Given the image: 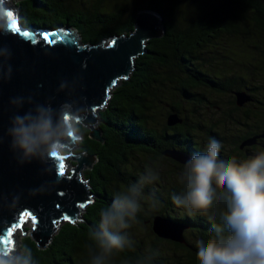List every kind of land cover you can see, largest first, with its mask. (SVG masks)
<instances>
[{
  "label": "trees",
  "instance_id": "obj_1",
  "mask_svg": "<svg viewBox=\"0 0 264 264\" xmlns=\"http://www.w3.org/2000/svg\"><path fill=\"white\" fill-rule=\"evenodd\" d=\"M162 1L163 5L155 0H89L86 4L75 0H19L16 3L23 25L47 30L67 28L84 45L129 33L141 8L158 11L165 27L161 37L147 41L148 52L134 59L129 77L115 84L106 106L97 112L100 120L97 126L104 141L90 138L86 127L73 124L82 137L77 151H86L97 158L90 169L83 171L94 200L81 208L78 218L60 223L49 239L50 244L48 241L42 246L31 234L22 236L20 244L32 249L36 264H89L86 246L90 243V232L99 221V211L111 205L116 193L122 190L120 183H129L130 178L137 180L126 166L132 154H152L166 159L162 151L176 149L192 157L203 151L210 139L224 140L210 126L194 123L185 113L184 103L208 107V96L200 90L232 94L230 103L238 115L234 125L243 129L233 140L238 153L242 140L264 132V85L250 79L261 71L264 75V0ZM231 40L237 42V50L230 48ZM237 90H245L252 99L237 106L233 95ZM171 112L178 114L181 121L169 126L165 120ZM158 118L161 123L157 122ZM201 131L207 141L197 137L196 132ZM259 142H264L262 137L252 148L261 150ZM168 161L183 169L181 164ZM182 189L183 186H171L165 196L157 191L151 193L158 199L160 208L145 216L137 213L136 221L147 226L153 237L146 252H140L139 245L134 244V250L131 245L115 255L126 264L145 260L147 264H162L166 258L160 255L158 245L165 243L183 251L177 264H200L197 242L214 236L216 229H223L224 225L211 214L189 215L186 210L174 209L171 197L179 195ZM154 215L184 224L185 243L156 236L151 229Z\"/></svg>",
  "mask_w": 264,
  "mask_h": 264
},
{
  "label": "water",
  "instance_id": "obj_2",
  "mask_svg": "<svg viewBox=\"0 0 264 264\" xmlns=\"http://www.w3.org/2000/svg\"><path fill=\"white\" fill-rule=\"evenodd\" d=\"M8 11L0 6L4 21V30H0V246L6 247L7 240L13 242L12 232L22 225L24 213H29L33 224L31 236L42 245L61 222L75 220L81 208L94 200L83 170L90 169L97 158L83 150L74 151V144L46 162L22 161V153L11 147L13 117L35 115L38 106H45L55 123L61 107L67 105L74 117L85 118L82 126L89 130L90 138L103 142L97 112L105 106L115 84L129 77L134 59L148 52L147 41L161 37L165 27L158 11L141 8L129 33L84 45L67 28L25 26L19 16L7 17ZM233 95L239 107L252 99L245 90ZM165 121L171 126L181 118L171 112ZM73 127L68 124V136ZM259 137L264 138V132L242 140L239 147L254 144ZM162 154L183 165L191 158L176 149L163 150ZM67 155L74 163L68 173L63 169L61 174L60 164L64 165ZM40 186V193L30 194V189ZM16 195L18 202L13 201ZM185 228L170 217H152L151 229L160 238L185 243Z\"/></svg>",
  "mask_w": 264,
  "mask_h": 264
},
{
  "label": "clouds",
  "instance_id": "obj_3",
  "mask_svg": "<svg viewBox=\"0 0 264 264\" xmlns=\"http://www.w3.org/2000/svg\"><path fill=\"white\" fill-rule=\"evenodd\" d=\"M0 30L4 21L0 19ZM85 118L74 117L69 106L61 107L56 122L49 110L38 106L36 114L26 113L12 119L9 129L11 147L22 153V161H47L55 154L70 150L79 143V129L73 127L68 136V124L84 125ZM222 144L210 139L205 149L194 154L183 166L179 182L183 189L171 197L176 207L189 215H208L214 211L217 199L224 202L219 218L224 225L207 240L197 242L196 256L200 264H264V150L238 160L235 156L220 159ZM159 179L152 168L146 169L135 184L118 191L111 205L99 211V221L89 235V264H112L115 254L130 247L128 229L141 210L142 189ZM43 186L30 189L31 195ZM19 200V195L13 201ZM51 241H49V244ZM0 264H36L32 249L27 245L0 246ZM140 264H147L141 261Z\"/></svg>",
  "mask_w": 264,
  "mask_h": 264
},
{
  "label": "rangeland",
  "instance_id": "obj_4",
  "mask_svg": "<svg viewBox=\"0 0 264 264\" xmlns=\"http://www.w3.org/2000/svg\"><path fill=\"white\" fill-rule=\"evenodd\" d=\"M17 1L19 0H4L3 5L4 7L8 8L13 15L18 16V7H17ZM78 4H83L82 1H84L86 4L89 0H75ZM145 1V0H143ZM158 2L159 5H163L162 0H155ZM208 1V0H203ZM81 2V3H80ZM235 41V40H233ZM230 41L231 45L230 48H237L236 44L237 42ZM256 74V73H255ZM264 76L262 71L258 72V75L250 77V79L254 80V83L256 84H263V80L260 81V78ZM119 83V81H118ZM202 93L208 96L209 104H207L208 107L204 106H198V105H191L189 103H184L185 113L190 116L191 119H193L194 123L199 121L202 124H205V126H210L212 130H215L217 132V135L221 138H224V140L216 139L222 144V147L220 149V159H227L230 157L235 156L238 160L244 159L241 153H238V151L234 148L233 140L235 137H237L239 134L243 133V129L240 128L238 125H234L236 122L234 121L235 118L238 117V115L233 111L230 100L232 99L231 93H224V94H214V93H208V91H205L204 89L200 90ZM257 98H262L261 94L259 93L257 95ZM108 101V100H107ZM106 101V103H107ZM106 106V104H105ZM104 106V107H105ZM102 107V109L104 108ZM230 115V116H229ZM232 115V116H231ZM99 117V116H98ZM164 121V119H163ZM158 123H161V119H157ZM161 124H159V127ZM198 133V136L200 139L207 141V137L204 134L203 131L196 132ZM78 143L75 144L73 150L77 151ZM155 157L152 154H141V153H135L132 154L128 162L126 163L128 172L134 177H136V181L132 180V178L129 179V183H120V186H122V190H124L127 186L135 184L138 179L146 174V169L152 168L153 171H155L159 179L156 181H153L149 184H145L142 189V198L140 200L141 204V210L139 211L142 215H148L153 210L159 209L160 204L158 203V199H156L154 196L151 195V193L157 191L162 196L166 195L167 190L171 187H182V184L179 182V176L182 172V169L180 167H177L173 165L170 161H168L169 158L165 157ZM64 169L65 172H69L72 162L69 155L64 156ZM88 168H85L84 170H87ZM83 170V171H84ZM156 193V192H155ZM154 194V193H153ZM176 210H185L182 207H176ZM224 210V202L222 199H217L214 205V211L209 212V215H213L216 217H219V212ZM62 223V222H61ZM32 221L30 218H25L22 222V225L12 232V239L14 241V245H19L20 240L23 235H30L31 229H32ZM130 239L133 241L131 249L134 250V244L139 245V251L140 252H146V249L152 245V235L149 232L147 226H145L143 223H140L138 221H135L130 229L127 230ZM159 253L161 256L165 257L166 260H163L162 264H169L167 261L169 259L170 264H177V259L183 257V251L176 249H172L165 243H159L158 245ZM173 250V251H172ZM174 251H176V255L174 254ZM112 264H126L123 260H121L117 255H114L112 258Z\"/></svg>",
  "mask_w": 264,
  "mask_h": 264
},
{
  "label": "flooded vegetation",
  "instance_id": "obj_5",
  "mask_svg": "<svg viewBox=\"0 0 264 264\" xmlns=\"http://www.w3.org/2000/svg\"><path fill=\"white\" fill-rule=\"evenodd\" d=\"M260 138V137H259ZM263 140H264V138H262ZM258 143V138H257V140H256V142L254 143V144H251V145H245V146H243V147H238V149L240 150V153L241 154H243V158L245 159V158H247V157H249V156H251V155H253L257 150H255V149H253L252 147H253V145H256ZM263 143L264 142H259V146L260 147H262V149L261 150H264L263 149ZM163 155V154H162ZM164 157H167V156H165V155H163ZM167 158H169V159H171L170 157H167ZM171 160H173V159H171ZM174 161V160H173ZM175 162H177V161H175ZM72 164L74 163L73 161L71 162ZM177 163H179V162H177ZM179 164H181V163H179ZM182 166H184L183 164H181Z\"/></svg>",
  "mask_w": 264,
  "mask_h": 264
},
{
  "label": "snow or ice",
  "instance_id": "obj_6",
  "mask_svg": "<svg viewBox=\"0 0 264 264\" xmlns=\"http://www.w3.org/2000/svg\"><path fill=\"white\" fill-rule=\"evenodd\" d=\"M3 2H4V0H0V6L3 5ZM12 15H13V13H12L11 11H8V12H7V17H11ZM15 26H16V25L13 24V27H15ZM63 169H64V165H63V163H61V164H60L61 174H63ZM27 215H29V213H24V216H27ZM21 219H23V216L21 217ZM34 222H35V220H34ZM9 235H10V233H9ZM6 247H7V248H10V247H11V241H10V240H7V241H6Z\"/></svg>",
  "mask_w": 264,
  "mask_h": 264
}]
</instances>
